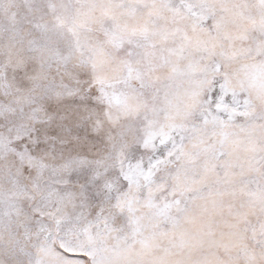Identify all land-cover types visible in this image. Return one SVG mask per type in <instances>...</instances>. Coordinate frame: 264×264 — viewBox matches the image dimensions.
<instances>
[{
  "label": "snow or ice",
  "instance_id": "obj_1",
  "mask_svg": "<svg viewBox=\"0 0 264 264\" xmlns=\"http://www.w3.org/2000/svg\"><path fill=\"white\" fill-rule=\"evenodd\" d=\"M0 264H264V0H0Z\"/></svg>",
  "mask_w": 264,
  "mask_h": 264
}]
</instances>
